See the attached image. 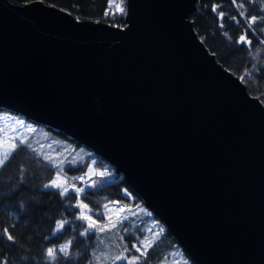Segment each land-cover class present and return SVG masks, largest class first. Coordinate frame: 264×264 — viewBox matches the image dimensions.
I'll list each match as a JSON object with an SVG mask.
<instances>
[{
	"label": "water",
	"instance_id": "obj_1",
	"mask_svg": "<svg viewBox=\"0 0 264 264\" xmlns=\"http://www.w3.org/2000/svg\"><path fill=\"white\" fill-rule=\"evenodd\" d=\"M195 0L122 28L0 0V110L113 168L194 264H264V107L195 36Z\"/></svg>",
	"mask_w": 264,
	"mask_h": 264
},
{
	"label": "trees",
	"instance_id": "obj_2",
	"mask_svg": "<svg viewBox=\"0 0 264 264\" xmlns=\"http://www.w3.org/2000/svg\"><path fill=\"white\" fill-rule=\"evenodd\" d=\"M12 4L22 5L33 0H8ZM41 2V0H39ZM244 0H195L194 11L189 15L191 28L202 43L206 51L226 71L235 76L243 85L250 97L256 98L264 107V45L259 41L264 39V33L257 31L253 36L251 31L247 35L252 40L251 54L247 46L238 44L239 36L247 29L246 18L251 15L264 16V2L262 0H248L242 10L238 4ZM43 4L61 9L78 20L92 22H106L102 14L107 6L106 0H43ZM124 6V5H123ZM213 6H218L217 12L212 11ZM224 12V20L220 21L218 12ZM240 11L245 16L240 15ZM232 17H236L233 20ZM239 21V23H237ZM223 23V27L220 24ZM113 25L122 26V16L114 19ZM264 24L253 27L259 28ZM224 33H227L226 37ZM229 37L231 39H229ZM253 56L257 57L253 59ZM255 65V66H254ZM245 73H249L243 80ZM2 111V110H0ZM49 136L59 138L74 148H82L87 152L84 163L66 165L65 173L69 180L79 176L81 169L86 165L88 158L97 162L94 168L102 171L109 169L104 177L105 186L100 191L89 189V196L85 203L94 207L99 201L101 204L111 201H121L122 204L141 205L136 195L124 184L120 176L114 175L113 168L101 158L93 155L85 147L68 139L59 132L43 127ZM25 168L21 179L20 167ZM54 171L51 166L29 152L25 154L22 149H17L0 169V257L6 258L9 264H39L47 247L62 244L72 240V255L61 264H86V257L94 247V242L86 237L79 236L77 227L85 226L84 222L74 220L73 213L78 209L71 207L75 203L72 199L61 198L53 189H45L43 185L52 179ZM77 186L80 184L76 182ZM133 199L125 197L124 192ZM72 193L69 194V197ZM67 219L72 223L65 225L62 233L52 234L57 220ZM134 224L144 228L147 221L160 223L152 217L139 215L131 218ZM8 231L15 237V243L6 240L2 230ZM159 232V231H157ZM143 235V233H137ZM125 238V237H124ZM157 243L148 251V259L141 260V264H158L162 257H166L173 247L179 248L174 240L165 232H160L156 237ZM130 246L129 243H127ZM137 254L138 253H133ZM117 264H124L123 262ZM188 264H194L188 260Z\"/></svg>",
	"mask_w": 264,
	"mask_h": 264
},
{
	"label": "snow or ice",
	"instance_id": "obj_3",
	"mask_svg": "<svg viewBox=\"0 0 264 264\" xmlns=\"http://www.w3.org/2000/svg\"><path fill=\"white\" fill-rule=\"evenodd\" d=\"M43 2V0H41ZM114 0H106L108 5V10L104 12L105 16L110 14V10L112 8ZM248 0H244L238 4V10H242L245 7V3ZM264 2V0H262ZM121 3L116 4L117 11L123 15L125 13V9L121 6ZM233 4H237V0H232ZM218 6H213L212 11L217 12ZM264 11V9H262ZM113 15H115L113 13ZM240 15L243 17L245 13L240 11ZM218 17L220 21L224 20V12L219 11ZM233 20H236V17H232ZM247 29H245L244 33L241 34L236 41L238 44H242L247 46L249 52L251 54V46L252 40L247 35L248 31H251L252 35L255 36L257 31L264 33V26L259 28L253 27L257 24H264V16L251 15L246 18ZM239 23V21H237ZM223 23L220 24V27H223ZM227 37L228 34L224 33ZM229 39H231L229 37ZM260 45H264V39L259 41ZM257 57L253 56V59ZM255 66V65H254ZM249 73H245L244 76H241L240 79H244L246 76H249ZM26 130V131H25ZM35 129L26 124L23 120L16 121V126L9 130L6 127H0V144L6 146L7 150L0 154V169L5 167L6 162L12 156L17 149H22L25 154L32 152L36 154V159L41 160V162H47L48 165L56 169L55 178L50 179L47 183L43 185L45 189H53L55 190V194L60 196L61 198L68 197L75 201L71 207L78 209V212L73 213L74 220H79L84 222L85 226L77 227V231L79 236L86 237L89 240H92L94 243L103 244V234L104 233H113L119 238L122 242L123 250L112 257V264H117L119 261H124V264H141V260L148 259V251L150 248L154 247L157 243L156 237L159 236L160 232H163V229H160L159 232L154 231L156 228V223L153 222L150 227L140 228L138 224H134L132 221V217H136L138 213L134 210L135 208H139L137 205H129L122 204L121 201H107L101 204L97 201L94 207H89V203H85L89 196V189L94 190L92 194H95L96 191L102 190L105 186L104 179L106 173H108L109 169H103L99 172V177L101 179L97 182L96 179H93L91 173L93 172V167L96 166L97 162L93 160L91 164L84 165V168L81 169L83 171V175L73 176L71 180L64 175L65 173V164H73L75 158L68 159L64 156V153L61 152L59 154H51L44 153V145H40L39 148L33 146V144L28 140L27 134L34 132ZM51 148V145L48 146ZM84 169H87L86 171ZM21 175V179H23V173L25 172V168L23 166L19 169ZM87 178V179H86ZM79 182L82 186H77ZM72 195L69 197V194ZM124 195L128 199H133L131 195L125 190ZM142 212L143 209H140ZM112 213L116 214V219H113ZM146 215H151V213H145ZM106 221V223L104 222ZM71 221L67 219L57 220L55 222V227L53 229V235L55 236L57 233H62L65 225L71 224ZM132 228L136 229V233L132 231ZM137 233H143V235H139ZM2 234L6 236V240L12 243H15V237L8 231V228H4L2 230ZM126 235H132L133 240L131 242V248H129L127 242H124V237ZM111 239V237H109ZM72 240H67L62 244L53 245L51 247H47L43 253V258L39 262V264H61L62 261L68 260L72 255ZM133 253H138L139 255H135ZM104 259L107 260V255L104 256ZM167 259L166 257H162L159 261V264H163V261ZM100 260V255H98L95 251H93L90 257H86V264H98ZM0 264H9L6 258L0 257Z\"/></svg>",
	"mask_w": 264,
	"mask_h": 264
},
{
	"label": "rangeland",
	"instance_id": "obj_4",
	"mask_svg": "<svg viewBox=\"0 0 264 264\" xmlns=\"http://www.w3.org/2000/svg\"><path fill=\"white\" fill-rule=\"evenodd\" d=\"M119 3H121V0L119 1ZM116 14H117V17L121 15L117 11V9H116ZM18 120H23L26 124L31 125L35 129L34 132L27 134L28 140H30V142L33 144L34 147L39 148L40 145L42 144V145H44V149H43L44 153H51V154L55 155V154H59V153L63 152L64 156L67 157L68 159H72L73 157L75 158L73 164H65V166L84 163V159L87 155V152L84 151L82 148H74L71 144H69V143H67V142H65L59 138L49 136L48 133L46 132V130L41 125L29 123L17 115H14V114H11L8 112H4V111H0V127H6L7 129L12 130L16 126V121H18ZM49 145H51V148L48 147ZM6 150H7L6 146H4L3 144H0V154H2ZM33 154L36 156L35 153H33ZM92 161H93L92 159L88 158V161L86 164H91ZM45 163L47 164V162H45ZM52 169L54 171L52 178H55L56 169L53 167H52ZM84 170L86 171L87 169H84ZM99 172H100L99 170H96L93 167V172L91 173V175H92L93 179L97 180V182H99V180L101 179V177H99ZM83 174L84 173L82 171L79 173V176L83 175ZM102 179H104V177ZM79 186H82V185L79 184L78 187ZM139 206H140L139 208L134 209L138 213L137 216H139V215L149 216V215H146L145 213H150V212L147 211L143 207L142 203ZM140 209H143L144 211L142 212ZM112 215H113V219L115 220L117 218L116 214L112 213ZM149 217H152L153 219H155L152 216V214ZM104 222L106 223V221H104ZM152 223H153L152 221H147V224L144 225V228L150 227L152 225ZM160 226L161 227L159 228L156 224V228L154 229V231H159L160 229H164L161 224H160ZM132 231L134 233H136L135 228H132ZM109 237H111V239ZM103 239H104L103 244L94 243V247L90 252V256L92 255L93 251H95L98 255H100V260H99L98 264H112V257H114L116 254H118L119 252H121L123 250L122 242L115 235V232L104 233ZM132 240H133L132 235H126L124 238V242H127L130 244L129 248H131ZM105 255H107V257H108L107 260L104 259ZM135 255H137V254H135ZM166 258L167 259H165L163 261V264H188V259L182 253L180 248H177V247H173L172 249H170L166 255ZM120 262L124 263V261H119L117 263H120Z\"/></svg>",
	"mask_w": 264,
	"mask_h": 264
},
{
	"label": "built area",
	"instance_id": "obj_5",
	"mask_svg": "<svg viewBox=\"0 0 264 264\" xmlns=\"http://www.w3.org/2000/svg\"><path fill=\"white\" fill-rule=\"evenodd\" d=\"M119 1H120V0H114V2H113V4H112V8H111V10H110V14H109L108 16H105V15H104V12H105L106 10H108V5L106 6V8H105V10H104V12H103V14H102V19H103L104 21H106V22H103V23H105V24H107V25H109V26H114V25H113V21H114V19L117 17V14H116V4H118ZM113 13H114L115 15H113Z\"/></svg>",
	"mask_w": 264,
	"mask_h": 264
}]
</instances>
